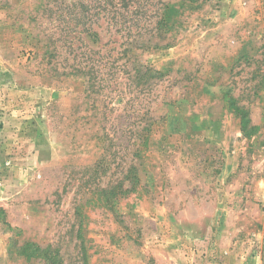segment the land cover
Returning a JSON list of instances; mask_svg holds the SVG:
<instances>
[{"label":"rangeland","instance_id":"obj_1","mask_svg":"<svg viewBox=\"0 0 264 264\" xmlns=\"http://www.w3.org/2000/svg\"><path fill=\"white\" fill-rule=\"evenodd\" d=\"M0 264H264V0H0Z\"/></svg>","mask_w":264,"mask_h":264},{"label":"trees","instance_id":"obj_2","mask_svg":"<svg viewBox=\"0 0 264 264\" xmlns=\"http://www.w3.org/2000/svg\"><path fill=\"white\" fill-rule=\"evenodd\" d=\"M163 23V17L161 15V17H159L158 19L155 20V27L156 29H158V27H160V25ZM158 47L159 45L157 43H154L153 45H146V47ZM143 47V46H140ZM125 50V49H123Z\"/></svg>","mask_w":264,"mask_h":264}]
</instances>
